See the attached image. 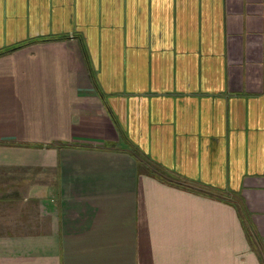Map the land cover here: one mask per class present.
Instances as JSON below:
<instances>
[{
	"label": "crops",
	"instance_id": "0c3cea01",
	"mask_svg": "<svg viewBox=\"0 0 264 264\" xmlns=\"http://www.w3.org/2000/svg\"><path fill=\"white\" fill-rule=\"evenodd\" d=\"M0 264H264V0H0Z\"/></svg>",
	"mask_w": 264,
	"mask_h": 264
}]
</instances>
